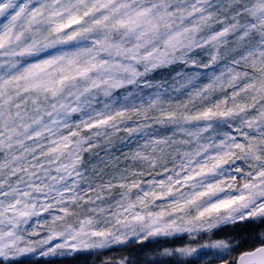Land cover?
<instances>
[{
  "label": "snow or ice",
  "instance_id": "1",
  "mask_svg": "<svg viewBox=\"0 0 264 264\" xmlns=\"http://www.w3.org/2000/svg\"><path fill=\"white\" fill-rule=\"evenodd\" d=\"M133 244L264 264V0H0V264Z\"/></svg>",
  "mask_w": 264,
  "mask_h": 264
},
{
  "label": "rangeland",
  "instance_id": "2",
  "mask_svg": "<svg viewBox=\"0 0 264 264\" xmlns=\"http://www.w3.org/2000/svg\"><path fill=\"white\" fill-rule=\"evenodd\" d=\"M154 127H159V126L154 125ZM125 135L126 134L123 132L118 134L119 137H124ZM113 143L114 145H116L115 148L105 149L103 151H100L99 157L92 158V164L97 165L98 170L103 169L105 172H111L114 170L112 167L114 163H119L120 165L126 164L127 160L125 159V157L130 156L131 152L135 150L134 143L125 142L122 144L120 139H114ZM117 157L119 158L118 161L116 159ZM85 159H88L87 154L85 156ZM35 219L36 218H34V220ZM43 234L44 233L41 232V235ZM207 239L208 237L204 236L201 242ZM186 241H187V237H184L183 239H177L175 241L169 240L165 246L179 245ZM160 243L164 244L165 242L161 240ZM155 246H156L155 244L149 245V247H155ZM137 247L138 245L135 244L131 245L130 247H123L117 245V246H113V248L111 249L101 250V255L98 257L95 254L92 255L81 254L79 256H73L67 258L61 257L56 259V264H100V262L106 258L119 259L120 257L126 255L128 252L132 251L134 248ZM42 260L43 258L38 256L35 259H31L29 257V258H25V264H42Z\"/></svg>",
  "mask_w": 264,
  "mask_h": 264
}]
</instances>
